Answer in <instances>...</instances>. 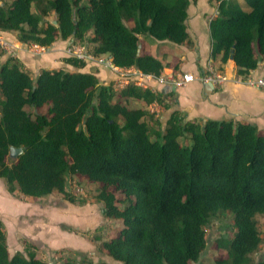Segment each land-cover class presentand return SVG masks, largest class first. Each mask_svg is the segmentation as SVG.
Here are the masks:
<instances>
[{
	"label": "trees",
	"instance_id": "16d2710c",
	"mask_svg": "<svg viewBox=\"0 0 264 264\" xmlns=\"http://www.w3.org/2000/svg\"><path fill=\"white\" fill-rule=\"evenodd\" d=\"M209 23V58L222 67L231 59L246 79L264 62V0H215ZM188 0H6L0 31L24 45L50 47L71 40L93 56H109L120 69L159 76L171 64L141 49L139 36L190 44ZM56 25L52 24V21ZM3 51L0 50V58ZM77 69L85 63L67 57ZM169 94L129 84L118 92L92 73L40 70L35 79L15 57L0 63V180L10 195L42 198L54 192L70 203L68 177L98 186L104 218L120 221L101 242L122 264H195L205 249L204 226L227 213L233 234L217 242L212 264L254 262L264 216V131L234 120H185L170 113L164 127L145 107ZM114 100V101H113ZM137 102L139 108L127 103ZM22 148L16 159L9 148ZM8 161V162H7ZM49 263L25 241L9 254L0 221V264H107L80 258Z\"/></svg>",
	"mask_w": 264,
	"mask_h": 264
},
{
	"label": "crops",
	"instance_id": "0c3cea01",
	"mask_svg": "<svg viewBox=\"0 0 264 264\" xmlns=\"http://www.w3.org/2000/svg\"><path fill=\"white\" fill-rule=\"evenodd\" d=\"M235 1L242 10H247L244 0ZM188 2L185 26L190 40L189 45H175L139 36V49L171 64L179 62L176 71L165 68L161 72L162 76L190 74L193 77H199L205 74L206 69L212 67L216 73L223 76L224 81L220 85H213L195 79L182 87L174 89L173 87L153 84V91L162 94L171 93V96L164 100L169 106L167 111H180L185 120L196 119L203 122L206 120L222 121L232 119L237 122L255 125L259 131H264V88H258L246 82V79L252 81L264 79V62L259 64L256 70L251 71L246 79H241L236 75L234 63L231 60L222 69L214 68L217 64L209 58V23L217 15L218 3L215 0H188ZM0 38L9 44L11 49L10 51H4L5 54L3 53V55L15 57L19 60L33 79L43 69H63L70 72L91 73L87 69H77L63 62V59L67 58L65 54L66 46L73 44L71 40H56L50 47L40 48L19 43L12 33L0 31ZM6 57L2 56L0 63H3ZM104 58L110 62L109 56L105 55ZM85 65L87 64L85 63ZM90 66L97 69L94 75L99 80L97 73L104 67L93 63L87 65L88 68ZM110 72L113 74L111 78L116 81V73ZM114 77L116 78L114 79ZM0 192V201L3 202L0 205V221L6 232L7 249L8 251L13 249V252L20 251L21 246L12 239L13 235L21 234L25 240L30 242L32 236L29 232L25 233L21 227L17 229L13 225L11 227L7 225L6 219L9 221L17 214L18 203L9 193L7 195L2 191ZM36 235L38 236V233Z\"/></svg>",
	"mask_w": 264,
	"mask_h": 264
},
{
	"label": "rangeland",
	"instance_id": "374dc122",
	"mask_svg": "<svg viewBox=\"0 0 264 264\" xmlns=\"http://www.w3.org/2000/svg\"><path fill=\"white\" fill-rule=\"evenodd\" d=\"M4 1L6 0H0V2ZM49 19L52 21V18ZM0 50L4 53L3 49L0 48ZM3 57L6 56L3 55ZM103 59H105L104 56ZM87 65H85L86 68L83 67L85 69L82 68L81 70L87 69L94 74L97 69L93 66L88 68ZM101 66L104 68H101L97 73L99 84H111L113 86L116 81L111 78L113 75L111 70L108 68L109 71L105 65ZM216 67L218 66L215 65L214 68ZM113 89L118 92L121 88L113 86ZM127 106L131 108L142 107L137 102L127 103ZM145 108L150 113L155 114L164 127L171 112L157 104H151ZM3 185L4 182L0 180V191L7 194ZM66 191L79 199L81 203H70L56 192L42 198H25L18 192L11 195L18 203L17 214L9 221L6 219L7 225L9 227L13 225L17 229L21 227L25 233L29 232L32 236L30 242L25 240L21 234L13 235L12 239L21 246L20 251L23 249L24 242L27 241L34 244L38 255L49 263L69 259L79 261L80 258H83L91 263L122 264L108 256L101 247L102 241L116 236L117 230L120 228V221L104 218L102 214L103 205L95 199L98 186L88 182L83 177L74 176L68 177ZM2 203L1 200L0 205ZM256 220L262 243L252 258L254 262H259L264 258V216L258 215ZM203 230L205 249L195 264H212L213 260L220 254L217 242L222 238H230L233 234L231 216L227 213L216 215L208 220ZM13 253V249L9 251L10 255Z\"/></svg>",
	"mask_w": 264,
	"mask_h": 264
},
{
	"label": "built area",
	"instance_id": "2783aa9c",
	"mask_svg": "<svg viewBox=\"0 0 264 264\" xmlns=\"http://www.w3.org/2000/svg\"><path fill=\"white\" fill-rule=\"evenodd\" d=\"M34 47H38L33 45ZM0 48L4 51H10L9 44L0 38ZM42 48V47H41ZM65 54L67 57L76 58L78 60L83 61L84 63H97L101 65H105L112 72H115L118 75L116 83H114V87L124 88L125 86L132 84L140 88L144 89H152L153 84H160L163 86L178 88L182 87L193 80H200L202 83H211L213 85H220L221 82L224 81V78L219 73H216L212 67L210 69H206L204 75L199 77H193L190 74H182V75H174L169 74L162 76H152V75H144L137 70L134 69H120L114 67L109 61L103 59V56H93L88 53L84 46L71 44L65 49ZM104 63V64H102ZM248 84L258 88H264V79L259 81H252L246 79Z\"/></svg>",
	"mask_w": 264,
	"mask_h": 264
},
{
	"label": "water",
	"instance_id": "95a60500",
	"mask_svg": "<svg viewBox=\"0 0 264 264\" xmlns=\"http://www.w3.org/2000/svg\"><path fill=\"white\" fill-rule=\"evenodd\" d=\"M52 24L53 25H56V22L55 21H52ZM138 50H139V46H138ZM21 154H22V148H20V147L19 148H15V147H10L9 148V158L16 159Z\"/></svg>",
	"mask_w": 264,
	"mask_h": 264
}]
</instances>
